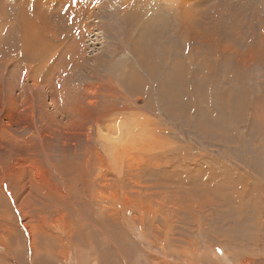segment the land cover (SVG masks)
<instances>
[{"label": "rangeland", "instance_id": "obj_1", "mask_svg": "<svg viewBox=\"0 0 264 264\" xmlns=\"http://www.w3.org/2000/svg\"><path fill=\"white\" fill-rule=\"evenodd\" d=\"M137 23L136 28L140 24ZM120 40L110 41L109 50L113 52L110 60L114 64L117 62L113 61L117 59L125 62L127 58L126 47ZM169 45L171 52L168 53L178 51L176 39H171ZM186 47H183V55L189 59V49ZM188 63L192 78L189 77L185 92L177 89L179 95L174 98L180 102L172 117L158 114L162 106L154 96L155 85L148 86L154 92L148 90L146 95L141 94L142 90H135L147 100L152 95L155 99L154 108L146 107V110L156 117L151 118L153 116L149 114L145 117V113V121L151 130L142 132L140 136L144 139L133 144L132 152L148 151L146 140L152 135V142L161 138L163 146L167 144L170 150H177L171 155L173 159L166 169L162 168L164 173L161 175L163 170H160L155 175L159 178L152 176L153 182L162 183L159 182V193L149 197L153 200L164 198V202L167 200L165 212L171 213L176 209L185 211L181 214L178 210L181 220L176 215L175 228L169 234L164 220L141 225L143 221L139 220L136 212H122L113 217L110 210L103 208L105 212L101 215L95 205V197L91 196L88 189L90 186L86 184L90 177H86L85 169L81 166L84 152H88L90 147L94 154L99 153L111 161L112 153L115 152V139L120 140L122 137H119L120 127L127 123L126 129L133 128L132 118L128 115L131 108L121 95L109 91L110 103H106L102 115L107 113V118L90 131L93 135L91 144L73 149L61 160L56 157L57 147L54 143L47 154L41 146V136L43 140L51 142L47 136L51 130L39 124L37 109V99L44 94H51V108L45 114L53 120V110L57 106L63 110L59 100L61 89L33 90L35 104L31 108L35 107V111L31 114V108L27 110L33 124L23 120L27 116L23 106H29V100H3V106H0V264H264V65L246 70L244 77L238 70L237 73L226 69L217 71V74L213 69L209 72L205 69L199 75L196 73L197 65L193 66L192 61V66ZM236 73L240 75L238 78L235 77ZM204 74L210 82H200ZM146 79L149 80V77ZM81 92L82 89L76 90L77 98L83 96ZM213 92L217 95L213 96ZM87 94L90 95V92L85 91V96ZM203 97L205 104L199 108L198 102ZM170 101V104L165 103L168 105L164 109L166 112L170 111L172 99ZM75 107L81 108L79 104ZM199 110L206 115L198 116ZM141 116L136 115L137 119H133V123L146 127L145 122H139L138 117ZM63 120H53L61 123L59 128L63 134H71L82 125L81 119L69 118L67 124L77 122V126L73 124L75 128H67ZM154 122H157V128ZM31 126L37 128L33 130ZM9 132L13 138H25L33 132L27 138V144H33L27 150H15L9 142L2 147L1 138H5ZM130 133L126 134L128 139ZM185 151H188L187 154ZM49 159L55 160L57 170L49 166ZM59 162L66 164L61 165L64 169L58 165ZM187 164L191 165L187 167ZM75 170L80 171L78 175ZM56 171L62 172L61 175L66 179L67 184L64 186L68 187L69 195L65 198L58 192L59 187H56L58 183V186L63 187L59 178L55 180ZM52 173L54 179L48 184ZM74 177L79 181L70 182ZM172 183L175 187H172ZM97 184H100L99 181ZM174 188H177V192ZM172 194L176 197H172Z\"/></svg>", "mask_w": 264, "mask_h": 264}, {"label": "bare ground", "instance_id": "obj_2", "mask_svg": "<svg viewBox=\"0 0 264 264\" xmlns=\"http://www.w3.org/2000/svg\"><path fill=\"white\" fill-rule=\"evenodd\" d=\"M138 19L140 24L137 23ZM135 23L139 24L138 28ZM118 38H121L126 47L127 58L125 62L117 59L113 61L117 62L114 64L110 60L113 58V52L109 50L110 41ZM171 39L178 41V51L170 54L167 51L171 52L168 49ZM185 45L189 49V59L183 55ZM191 61L193 66L197 65L196 73L199 75L205 69L208 72L213 69L216 74L226 69L234 72L238 70L245 77L246 70L264 65V0H0V106H3V100L16 102L27 99L31 102L29 106H23V112L27 114V110L35 104L33 90L59 87V100L63 104V110L57 106L53 110V120L65 118L63 124L71 128L73 124L77 126V122L67 124L69 118H79L82 125L71 134H63L59 128L61 123L54 122L45 114L51 108L53 96L44 94L37 99L38 121L43 128L51 130L47 134L51 142L43 140L41 132H37L41 136V146L45 154L53 148L54 143L57 147L56 157L61 160L73 152V149L91 144L93 135L90 131L102 119L107 118V113L103 117L102 115L104 106L110 103L109 91L121 95L122 100L131 108L128 115L132 118L133 128L126 129L127 123L120 127L119 137H122L120 140L115 139V152L112 153L111 161L99 153H95L97 155L94 158L95 154L90 147L88 152H84L85 158L84 162L81 161V166L85 169L86 177H90L86 184L90 186L88 189L91 196L95 197L94 202L101 215L105 212L103 208L110 210L113 217L122 212H136L139 220L143 221L141 225L164 220L169 229L168 234L175 228L176 215L181 220L179 209L171 213L165 212V208H168L167 200L164 202V198H149L159 193L162 183L153 182L151 178L163 170L162 168L166 169L173 159L171 155L177 150H170L167 144L163 146L164 141L161 138L152 142V135L146 140L149 144L148 151L132 152L133 144L144 139L141 137L142 132L151 130L149 123L145 121V113V117H148L147 114L153 116L151 118L156 117L146 110V107L154 108L155 99L153 100L152 95L147 100L135 90H142L141 94L146 95L151 90L148 86L155 85V92H151H154L162 106L158 114L172 117L180 102L174 98L179 95L177 89L180 88L181 92L188 89L186 83L191 71L187 62L190 64ZM237 73L236 78L240 76ZM202 78L201 83L210 82L205 74ZM77 89L83 90L81 98H77ZM85 91L90 92V95L85 96ZM216 92H213V96L217 95ZM171 99L170 111L166 112L164 109L168 105L165 103L170 104ZM204 99L203 97L198 102L199 108L205 104ZM141 101L144 103L140 104ZM77 104L81 108L77 109ZM34 111L35 107H32L31 114ZM138 114L142 115L141 118L138 117L139 122H145L147 128L133 123ZM202 115L205 116L206 113L199 110L198 116ZM29 118L31 116L27 114L23 120ZM153 124L157 128V122ZM127 133H130V139L126 136ZM31 134H27L25 138L19 136V140L17 136L13 138L9 132L5 134V138H1V146L9 142L15 150H27L33 144H27V138ZM185 152L187 154L188 151ZM54 161L49 159V166L57 170ZM191 164H187V167ZM58 165L64 169L61 165L66 164L59 162ZM79 170H75L76 175ZM164 171H161V175ZM61 174L62 172L56 171L55 180L59 178L63 187L58 186L59 183L56 187H59L58 192L65 198L69 195V189L64 186L67 183ZM49 177L48 184L54 179L53 173ZM78 181L76 177L70 180ZM98 181L100 184H97ZM179 192L180 189L178 194ZM174 195L172 197L175 198ZM178 206L182 208L181 205ZM179 211L181 214L185 212Z\"/></svg>", "mask_w": 264, "mask_h": 264}]
</instances>
